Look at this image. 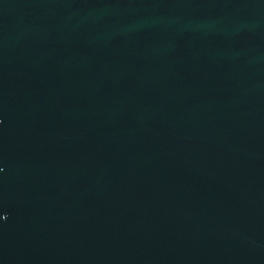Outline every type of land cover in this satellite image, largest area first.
<instances>
[{"label":"water","instance_id":"1","mask_svg":"<svg viewBox=\"0 0 264 264\" xmlns=\"http://www.w3.org/2000/svg\"><path fill=\"white\" fill-rule=\"evenodd\" d=\"M0 264H264V0H0Z\"/></svg>","mask_w":264,"mask_h":264}]
</instances>
